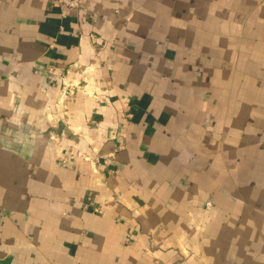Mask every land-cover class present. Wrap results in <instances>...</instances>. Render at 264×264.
<instances>
[{"label": "crops", "instance_id": "crops-1", "mask_svg": "<svg viewBox=\"0 0 264 264\" xmlns=\"http://www.w3.org/2000/svg\"><path fill=\"white\" fill-rule=\"evenodd\" d=\"M81 1L0 0V264H264V0Z\"/></svg>", "mask_w": 264, "mask_h": 264}, {"label": "built area", "instance_id": "built-area-1", "mask_svg": "<svg viewBox=\"0 0 264 264\" xmlns=\"http://www.w3.org/2000/svg\"><path fill=\"white\" fill-rule=\"evenodd\" d=\"M57 3L62 9L64 17H67L70 12L84 9V5L81 0H57ZM71 91V89H68V92Z\"/></svg>", "mask_w": 264, "mask_h": 264}]
</instances>
